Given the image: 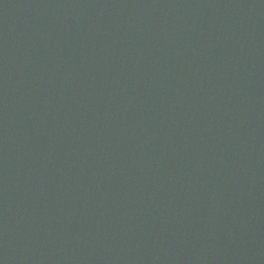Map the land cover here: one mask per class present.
Listing matches in <instances>:
<instances>
[{
  "label": "water",
  "instance_id": "obj_1",
  "mask_svg": "<svg viewBox=\"0 0 264 264\" xmlns=\"http://www.w3.org/2000/svg\"><path fill=\"white\" fill-rule=\"evenodd\" d=\"M0 264H264V0H0Z\"/></svg>",
  "mask_w": 264,
  "mask_h": 264
}]
</instances>
